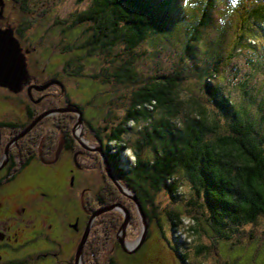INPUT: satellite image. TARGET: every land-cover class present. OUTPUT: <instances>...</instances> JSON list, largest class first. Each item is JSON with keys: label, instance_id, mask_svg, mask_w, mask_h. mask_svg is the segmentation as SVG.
Returning a JSON list of instances; mask_svg holds the SVG:
<instances>
[{"label": "trees", "instance_id": "16d2710c", "mask_svg": "<svg viewBox=\"0 0 264 264\" xmlns=\"http://www.w3.org/2000/svg\"><path fill=\"white\" fill-rule=\"evenodd\" d=\"M91 1L63 29V32L72 31L89 22L85 38L78 44L67 45L61 53L81 52L80 61L99 54L108 56L115 45H122L129 53L145 42L153 45L162 42L178 30L182 41L180 62L186 64L182 72L176 70L142 81L131 57L117 62L118 67H111L115 60L108 61L99 74L112 69V81L136 85L128 96L122 119L115 126L103 128L106 130L103 136L96 134V137L114 175L141 204L148 223L146 238L151 224L165 235L162 220L155 212V197L166 191L172 198L179 189L178 176L183 175L196 195L197 200L191 199L192 204L204 210L208 231L216 239L231 240L230 233L235 229L231 223H254L264 215V98L255 111L251 109L258 103L257 97L246 87H241L240 101L233 99L219 67L225 59H232L233 53L247 51L254 55L250 70L261 69L264 73V66L257 67L262 57L264 64V0H240L234 9L230 0H191L196 7L191 3L185 7L184 0ZM215 14L221 15V20L216 26L214 44L204 49L201 33L213 27ZM257 44L261 45L260 50L255 47ZM67 58L61 64L62 70L71 76H82L84 63L73 73L66 67L71 66L75 57ZM59 75L57 81L65 89L64 75ZM87 77L96 79L91 74ZM190 80L201 93L194 95L190 91L183 97L182 84H189ZM240 83L245 86L244 82ZM64 92L71 100L68 92ZM75 104L82 108L89 102ZM61 117L64 125L61 133L67 148L73 149L77 145L70 132L73 121L66 115ZM129 131L138 136L131 145L123 136ZM40 132L53 148L56 134L47 127ZM125 149L133 160L123 157ZM105 175L104 184L97 192L102 197L98 203L102 205L120 200L115 186ZM175 213L166 215L173 227L180 226L183 219L179 212ZM171 242L174 243L173 239ZM202 249L201 246L199 250ZM188 254V250L182 254V262Z\"/></svg>", "mask_w": 264, "mask_h": 264}, {"label": "flooded vegetation", "instance_id": "af4514ba", "mask_svg": "<svg viewBox=\"0 0 264 264\" xmlns=\"http://www.w3.org/2000/svg\"><path fill=\"white\" fill-rule=\"evenodd\" d=\"M3 4L0 28H13L27 75L10 87L0 85V264H136V258L123 250L119 237L111 232L118 224V209L93 216L115 203L99 205L102 197L97 192L95 202L86 195L89 186L84 157L89 153L101 156L81 147L72 128L78 144L68 149L61 133V116L74 123L76 115L55 110L75 103L56 83L42 89L46 82L60 80L57 70L46 71L45 52L53 50L43 44L39 31L29 32L25 19L8 9L9 0ZM13 7L25 13L23 6ZM46 111L52 112L19 136ZM82 118L83 128L84 113ZM44 127L57 136L53 148L40 132ZM107 215L110 217L105 218ZM123 244L127 247L124 239ZM185 251L173 253L175 264H186L188 258L181 261ZM146 260L151 263V256Z\"/></svg>", "mask_w": 264, "mask_h": 264}, {"label": "rangeland", "instance_id": "374dc122", "mask_svg": "<svg viewBox=\"0 0 264 264\" xmlns=\"http://www.w3.org/2000/svg\"><path fill=\"white\" fill-rule=\"evenodd\" d=\"M9 1L8 9L12 10L11 12L15 11L19 18L25 19L30 32H34L36 29L41 30L43 33V44L53 50L52 52L50 50L45 52V58L48 62L46 71L57 70L64 75L62 78L65 84L64 90L68 92L73 102L83 105L89 102L87 106L82 107L85 117L84 127L82 128L83 125L77 126L75 134L78 137L83 136V140L90 147L98 145L96 134L103 136L104 132H106L103 128L110 125L115 126L122 119L125 108L128 105V96L136 88V85L126 86L112 81V69L107 68L105 73L103 71L99 75L102 71V66H108V61L115 60L111 67L112 65L118 67L117 62L133 57L137 73L142 81L153 79L156 75L171 74L176 70L182 72L186 66L185 63L180 62L182 41L180 33H178L179 30L162 42L158 41L154 45L145 42L139 49L129 53L122 45H115L111 48L108 56L103 57V55L99 54L88 58L85 57L86 59L83 57L84 60L81 59L80 61L78 58L82 57L81 52L61 53V49L65 51L67 45L82 42L83 38H85L86 28L90 23H82V25L73 28L72 31L63 32V29L70 24L76 12L86 10L91 5V0H83L82 2H77L76 0ZM24 2L25 5H23ZM14 5L16 7L23 6L25 13H23L21 8H14ZM220 17L221 15L218 17V14H215L213 27L201 33L200 41L204 49L205 47L210 48L214 44V35L217 32L216 26L221 20ZM255 47L259 50L261 49L259 44L255 45ZM73 55L75 60L70 66L72 70L70 67H66V69L75 73L78 70V65L84 63L81 71L82 76H71L62 70L61 64L64 59L67 57L73 58ZM253 56L247 51L233 53L232 59H225L219 70L226 78V89L231 91L233 99L240 101L241 87H246L249 92H252L254 96L256 95L258 103L253 104L251 109L255 111L264 98V73L261 69L250 70ZM260 66H264L263 57L257 64V67ZM86 74L87 76L90 74L95 75L96 79L87 77ZM104 77L108 81H104ZM190 81L189 84H182L184 89L181 90V96L187 97L190 91L194 95L201 93L195 82L193 80ZM241 81L244 82L245 86L241 85ZM231 83L232 87L230 86ZM53 89L56 90L55 87ZM73 124L71 123L70 125V132ZM88 124H91L97 130V133H94ZM128 126H130V123ZM123 136L130 145L138 137L134 131H129ZM122 152L123 157L133 160L129 151L125 149ZM94 154H88L91 162L88 163V156L84 157L87 159L83 161L84 165L88 167L86 173L88 175L89 190L86 195H91L88 200H94V193L98 192V189L104 184L102 175H105V171L102 159L97 155L94 156ZM178 185L179 189L172 198L166 191H160L156 194L155 212L159 219L162 220V230L166 236L162 235L159 228L151 224L148 237L131 253L132 257L137 260L136 264H175L173 253L180 255L184 248L189 253L186 264H264V215L260 216L254 223L242 225H238L239 223L233 225L231 223L230 225L235 228L230 233L231 240L216 239L213 233L208 231L203 218L204 210L195 207L191 202V199H196V195L191 188L189 180L185 176L179 175ZM115 190L121 201L112 203L121 204L129 214L124 236L126 246L129 248V246L137 244L142 236L144 220L134 201L121 194L116 187L114 188ZM95 205L96 203H94ZM117 209L115 214L118 218V224L111 232L120 237V225L124 220L125 212L121 207ZM175 212H179L183 219L180 226L173 227L167 221V216L176 214ZM109 217V215L105 216V218ZM111 218L113 219V217ZM172 239L174 243L171 242ZM170 242L172 243L171 246H175L177 249L174 247L171 250L168 246ZM201 246L204 248L202 249L203 252L199 250ZM147 255L151 256V263L147 262L149 260V257L146 260Z\"/></svg>", "mask_w": 264, "mask_h": 264}, {"label": "water", "instance_id": "95a60500", "mask_svg": "<svg viewBox=\"0 0 264 264\" xmlns=\"http://www.w3.org/2000/svg\"><path fill=\"white\" fill-rule=\"evenodd\" d=\"M3 0H0V14L3 10ZM25 59L24 56L21 52V47L19 45V42L17 38L14 36V31L12 27H4L0 28V85L2 86H8L10 87L11 85L18 84L26 75V67H25ZM56 83L61 90H64V86L61 82H58L56 80L46 82L43 86L42 89H45L49 87L51 84ZM55 111L58 112H72L76 115L75 122L72 127L73 135L77 139L79 145L83 148H86L91 151H97L99 155L101 156L102 159V165L104 167V170L107 174V177L109 180L113 183V185L117 188V190L125 195L126 197L130 198L134 203L136 204L138 211L140 212L143 220H144V230L142 233V236L140 237L139 241L137 244L129 246V248L125 247L123 244V239L125 236V226L127 224V221L129 219V214L128 211L125 210V208L118 203L112 204L110 206H107L105 208H102L100 210H97L94 212L93 216L111 208H118L121 207L124 209L125 216L122 224L120 225V230H121V236L118 238V241L120 242L123 250L127 253H133L145 240L146 234H147V226L148 223L145 218V214L142 210L141 204L139 203L137 197L133 195L121 182H119L118 177H116L110 167V163L108 161L107 156L105 155L103 151V147L101 143L98 141V145L95 147H90L87 145L85 140H83L82 137H78L75 134V128L77 126H81L83 123V112L82 110L76 105V104H67V106H64L62 108L56 109ZM52 111H46L43 114H40L37 116L28 126L24 131L19 135L21 136L22 134L24 135L26 132H28L33 125L42 117L48 115ZM85 236V235H84ZM84 239V238H83ZM83 241V240H82ZM82 243V242H81ZM81 246V244H80ZM79 246V249H80Z\"/></svg>", "mask_w": 264, "mask_h": 264}, {"label": "clouds", "instance_id": "9594fccd", "mask_svg": "<svg viewBox=\"0 0 264 264\" xmlns=\"http://www.w3.org/2000/svg\"><path fill=\"white\" fill-rule=\"evenodd\" d=\"M191 3V0H184V6L187 7ZM240 3V0H230L231 8H236ZM192 7H196L197 5L195 3H191ZM223 23V21H221Z\"/></svg>", "mask_w": 264, "mask_h": 264}, {"label": "bare ground", "instance_id": "6f19581e", "mask_svg": "<svg viewBox=\"0 0 264 264\" xmlns=\"http://www.w3.org/2000/svg\"><path fill=\"white\" fill-rule=\"evenodd\" d=\"M97 152V151H96Z\"/></svg>", "mask_w": 264, "mask_h": 264}]
</instances>
